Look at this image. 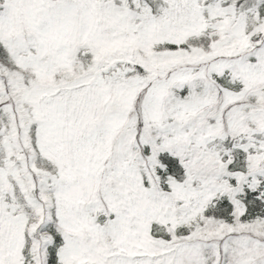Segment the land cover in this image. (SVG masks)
Wrapping results in <instances>:
<instances>
[{
	"label": "snow or ice",
	"instance_id": "1",
	"mask_svg": "<svg viewBox=\"0 0 264 264\" xmlns=\"http://www.w3.org/2000/svg\"><path fill=\"white\" fill-rule=\"evenodd\" d=\"M0 264H264V0H0Z\"/></svg>",
	"mask_w": 264,
	"mask_h": 264
}]
</instances>
